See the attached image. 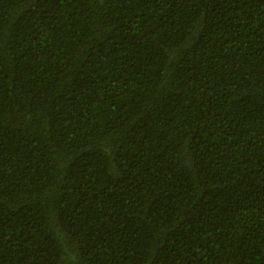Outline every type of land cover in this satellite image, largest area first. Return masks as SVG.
Segmentation results:
<instances>
[{
  "label": "trees",
  "instance_id": "trees-1",
  "mask_svg": "<svg viewBox=\"0 0 264 264\" xmlns=\"http://www.w3.org/2000/svg\"><path fill=\"white\" fill-rule=\"evenodd\" d=\"M0 264H264V0H0Z\"/></svg>",
  "mask_w": 264,
  "mask_h": 264
}]
</instances>
